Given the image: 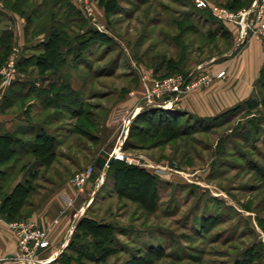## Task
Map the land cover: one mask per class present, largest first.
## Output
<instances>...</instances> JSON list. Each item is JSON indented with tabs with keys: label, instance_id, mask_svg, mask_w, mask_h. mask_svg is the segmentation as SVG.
<instances>
[{
	"label": "rangeland",
	"instance_id": "obj_1",
	"mask_svg": "<svg viewBox=\"0 0 264 264\" xmlns=\"http://www.w3.org/2000/svg\"><path fill=\"white\" fill-rule=\"evenodd\" d=\"M14 1L5 0L6 9L0 0V34L4 30L14 33L13 46L0 65V73L12 58L21 60L32 51L33 56L38 55V44L51 28L65 30L69 39L75 34L87 38L88 30L95 37L80 60L66 57L59 75H40L31 63L24 72L18 70L16 79H23V83L12 84L28 91L36 82L42 87H58L65 82L80 93L76 105L81 102L82 112L91 115L93 131L83 133L76 126L74 106L68 107L71 99L37 97L35 90L28 98L33 101L28 119L37 124L45 120L49 123L46 132L55 139L58 130L69 138L70 153L65 157L71 160L74 174L87 168L103 141H109V152L116 148V158L122 156L118 161L144 168L161 181L157 210L149 214L138 204L118 197L109 178V189L97 195L88 216L109 224L112 244L99 250L90 242L92 256L83 253L87 257L83 259H98V264H126L143 257L152 258L151 264H248L250 255L258 254L256 262L264 264V232L258 222L264 218V183L252 167L264 162V71L252 94L229 111L201 118L159 108L164 118L175 121L167 133L161 128L156 135L154 125L135 121L148 108L144 97L154 81L184 75L197 66L204 72L215 71L242 49L243 38L236 47L226 27L229 25L222 23L221 27L217 20L199 12L193 0H123L112 14L100 7L99 0H85L93 20L85 16L79 0H28L21 8L31 22L24 30L27 45L22 46L23 52H16L17 31L26 21L9 10ZM207 1L237 12L250 8L254 0ZM192 25L195 27L188 28ZM171 63L178 66L174 68ZM2 77L0 74V82ZM55 102L59 113L52 107ZM63 104L65 108H61ZM121 108L131 113L126 138L119 147L123 129L112 125L111 119ZM133 124L137 126L133 128ZM173 131L179 135L168 141L165 133L169 136ZM128 140L131 145L124 150ZM57 161L60 163V159ZM15 164L12 173L6 169L8 177H1L0 186L6 191L16 181L24 183L28 178L34 190L29 202L36 205L49 192L51 171L47 176L46 169H40L32 178L21 171L23 161ZM4 166L0 167L2 171ZM30 210L24 208V218L18 221L25 220ZM86 236L82 234L81 238ZM85 242L75 248L88 251ZM151 248L157 256H148ZM246 251L247 258L243 257ZM87 260L83 264H94Z\"/></svg>",
	"mask_w": 264,
	"mask_h": 264
},
{
	"label": "crops",
	"instance_id": "obj_2",
	"mask_svg": "<svg viewBox=\"0 0 264 264\" xmlns=\"http://www.w3.org/2000/svg\"><path fill=\"white\" fill-rule=\"evenodd\" d=\"M259 1L254 0L252 5L260 3ZM233 26L229 25L226 27L233 36L234 45L238 47V44L241 43L242 34L238 26ZM15 44L14 51L19 52L21 50L23 52V47L27 45L24 39V26H22L21 31L19 27ZM241 44L242 49L238 53L221 64V67L216 68L215 71L224 68L226 72L224 78L215 79L209 86L205 87V89L203 88L204 90L199 89L187 93L175 107L188 114L201 118H209L229 110L247 99L252 94L264 65V43L260 38L252 36L251 32H248ZM32 52L29 55L23 56V58L27 59L33 56L34 52ZM17 63L16 74L10 85L12 83L15 85H18L19 82L23 83V79H16V75L18 74ZM35 85L40 86L41 83L36 82ZM5 87L7 86L0 82V136L4 133H9L15 136V138L21 139L25 146L24 149L18 147L19 153H16L14 158L4 166L6 168L2 169L9 168L8 172L12 173L15 169V162L23 161V164L20 166L21 171L28 172L30 171V164L34 162V156L31 150L28 149V146L31 145V140L38 132H46L49 123L44 120L37 124L28 119L29 109L33 103L32 100L28 101V98L33 96L31 92L28 93V91L17 88L7 91L8 87ZM7 93H9L8 103L4 100V97H7ZM24 102L25 104H23ZM56 112L59 113V110ZM59 133L58 130L57 140L51 135L55 139L56 160L54 163L48 168L39 165L35 168L36 172L40 169H46L45 173L47 176V171H51V175H49L50 182L45 180L49 182V192L36 205L33 202H29L26 207L31 210L25 217V221L34 222L47 230L49 245L37 254V257L43 261V264H52L62 253H65L73 234L79 231L77 230V224L83 217L93 219L88 216V212L93 206L97 195L104 188L109 189V179L106 177L108 169L105 172L104 166L103 171H100L98 166L102 161H106L107 163L110 155L116 149H112L109 152V141L105 143L103 141L102 143L100 140V144L102 143L100 151L93 157L92 163L89 165L93 166L95 176L85 185L82 192H78L71 181L75 170L72 171L70 169L71 160L65 157L66 153L70 151L69 147L67 150V139L69 138ZM57 159H60V163ZM117 159L115 157L114 161ZM24 165L26 167H23ZM54 167H57L58 170H53ZM107 181L108 184L106 185ZM15 183L17 184L18 181ZM89 236L84 237V240L82 238L75 239V246L86 244L85 241L87 240L89 244L88 251L76 248L86 256H92L90 242L93 240ZM16 251L17 239L15 231L9 227L8 222L2 219L0 222V264H20L12 261H3L4 258L13 255Z\"/></svg>",
	"mask_w": 264,
	"mask_h": 264
},
{
	"label": "trees",
	"instance_id": "obj_3",
	"mask_svg": "<svg viewBox=\"0 0 264 264\" xmlns=\"http://www.w3.org/2000/svg\"><path fill=\"white\" fill-rule=\"evenodd\" d=\"M1 1L3 7L7 9L6 5L4 4L5 0ZM27 1L28 0H15L9 7V10L11 12L19 15L22 18H25V32L28 28V24H30L31 22L30 18L26 16L23 12H21V8L25 5ZM121 1L123 0H99V5L107 14H112L117 9ZM198 11L204 12V14L208 15L211 19H213V17L207 11L206 13L205 11ZM214 22L216 21L214 20ZM220 25H222V23H220ZM194 27L195 26L192 25L188 28ZM221 27H223V25ZM93 35L94 33L91 30H88L85 32V36L87 38H83V36L75 34L72 38L69 39L65 30L58 32L53 31L51 28L47 31V34L44 39L38 44V49L40 50L39 54L36 56H31L27 59L21 58V60H18V70L24 72L23 69H25V67L29 66L32 63L30 66H34V68H37L39 70L40 75H44L46 73H49L51 75H59V71L65 66L67 56H72V61L74 62L81 59L83 52L85 51V49L88 48L91 43V40L95 39ZM13 41L14 33L11 30H4L0 34V65L5 61L6 57L8 56V52L13 46ZM171 65L174 66V68L178 66V64L176 65L175 63H171ZM263 71L264 65L261 69L260 77L256 83L261 82ZM12 84L7 89V91H10L12 88H14L13 85L15 84ZM55 87L56 85L54 84H51V86L42 87L36 86L35 83H32V86L30 85L28 93L33 92L35 90L37 92L36 95L38 97L44 95L46 97H52L53 99L57 100L71 99V103L68 104V107L74 106V108H72V116L76 119V126L83 133H89L87 131H93V121L91 120V115H89V112L87 111L82 112L81 109L83 104L81 102L76 105L80 93L71 90L65 82L56 87V91L54 89ZM52 89L53 93H51ZM67 90L68 92H66ZM8 94L9 93H7V97H4V100H6L7 103L9 101ZM56 103L57 102H55V104ZM178 103H176L171 108V111L177 109L175 106H177ZM48 105L49 103L43 106V108L47 109ZM58 105L59 104L57 103L56 105L52 106L53 109L58 110ZM61 108H65L64 104L61 106ZM158 109L159 108L150 106L148 108L143 109V112L139 113L135 118V121H143L148 123L149 125H154L153 127L155 135L158 133V131L161 130V128H163L165 132L169 129H172V125L175 121V118H168L167 116L169 115L166 116L167 118H164L165 116H163L159 112L161 110ZM177 110L179 111V109ZM185 114L188 115V113L186 112ZM135 125L137 126V124H133L132 127H136ZM139 129L141 130V128H137L136 130ZM131 132L132 131L129 132V140L131 139ZM166 133L165 137L166 139H168V141L175 139L179 135L178 132L174 131L169 136H167ZM129 140L123 146L125 148L124 150H126L127 145H131L129 143ZM22 144L23 142L21 139H17L15 138V136L9 133H4L2 136H0V167L2 165L8 164L14 158L16 153H19L18 147L24 149L25 145ZM28 147V149L31 150V153L34 156V162L30 164V171H28V173L29 175H31L32 178H35L38 174L35 170L36 166L39 165L48 168L56 160L55 139L52 136L48 135L46 132H38V134H36L35 137L31 140V145ZM105 164L106 161H102L101 163H99L98 168L100 169V171H103ZM23 167H26V165H24ZM252 167H254V172L264 183V162L263 164L259 162L254 165L252 164ZM94 176L95 172L92 178ZM1 177L4 179L8 177L6 169L5 171H2L0 169V179H2ZM106 177L112 180L111 189L115 192L118 197L130 201L132 203L138 204L142 210L148 212L149 214L154 213L155 210H157V205L160 200L159 185L161 184V181L154 174L150 173L144 168L115 160L109 166L108 171L106 173ZM28 180V178H25L24 183L18 182L12 188L6 191L2 188V186H0V216L5 222H15L24 218V208L28 206L29 199L34 193L33 188L27 182ZM259 219V226L264 232V225H262V223H264V218L263 220L261 219L262 221ZM77 230L79 231L73 234V237L69 242L65 253H62L52 264H83V261L87 260L83 259L86 256L82 253V251H79L75 248V239L81 238L82 234L90 235L93 240L92 245L99 250L103 249L101 248L102 246H109V244H112V238L109 234L112 230L109 224L100 223L94 219L83 217L77 224ZM152 249L153 248L149 249L148 256H157L155 250L153 251ZM247 252L248 251L243 254V257H246ZM250 258V263L248 264H258L255 260V258H258V254L257 257H253L250 255ZM87 261L90 263L94 262V264H98L99 262H101L98 259L93 261L91 258H88ZM133 261L128 262L126 264H151L152 258H134ZM241 264H245V262L242 261Z\"/></svg>",
	"mask_w": 264,
	"mask_h": 264
},
{
	"label": "built area",
	"instance_id": "obj_4",
	"mask_svg": "<svg viewBox=\"0 0 264 264\" xmlns=\"http://www.w3.org/2000/svg\"><path fill=\"white\" fill-rule=\"evenodd\" d=\"M79 2L83 6L85 16L89 20H93L92 11L91 8L88 7V3L85 0H79ZM193 2L197 10L207 11L213 19L218 22L226 25L240 26L242 38H246L248 32H251L252 36H257L264 43V0H260V3L253 4L248 9H241L237 12L214 6L207 0H193ZM16 63L17 57L10 59L7 68L3 69L0 73L3 76L1 78L2 83L6 86L11 83L16 74ZM225 73L224 68L217 71L204 72L202 66H197L184 75L179 74L154 81L145 94L144 98L147 102L146 105L148 107L171 109L184 95L209 86L215 79L224 78ZM157 102L159 103L156 104ZM130 113V110L127 108L117 109L113 113L111 119L112 125L123 129L119 137V142L120 140L124 142L126 138V127L130 121ZM93 174V166H88L84 170L73 175L71 181L78 192L83 191ZM1 221L2 218L0 216V222ZM8 225L15 231L17 251L9 258H4L3 261H12L20 264H43V261L37 257V254L40 250L47 248L49 245L47 230L34 222L25 220L10 222Z\"/></svg>",
	"mask_w": 264,
	"mask_h": 264
},
{
	"label": "water",
	"instance_id": "obj_5",
	"mask_svg": "<svg viewBox=\"0 0 264 264\" xmlns=\"http://www.w3.org/2000/svg\"><path fill=\"white\" fill-rule=\"evenodd\" d=\"M114 159H115V156L113 154H111L110 157H109V159L107 160L106 165H105V170H104L105 172L108 169V167L112 164V162L114 161Z\"/></svg>",
	"mask_w": 264,
	"mask_h": 264
},
{
	"label": "bare ground",
	"instance_id": "obj_6",
	"mask_svg": "<svg viewBox=\"0 0 264 264\" xmlns=\"http://www.w3.org/2000/svg\"><path fill=\"white\" fill-rule=\"evenodd\" d=\"M122 141H123V140H120V142H119V147L121 146L120 144H121ZM118 149H119V148H118ZM118 149H117V150H118ZM118 153L120 154L119 151H118ZM113 155H114L115 157H117V153H116L115 151L113 152ZM120 156H121V155H119V158H121Z\"/></svg>",
	"mask_w": 264,
	"mask_h": 264
}]
</instances>
